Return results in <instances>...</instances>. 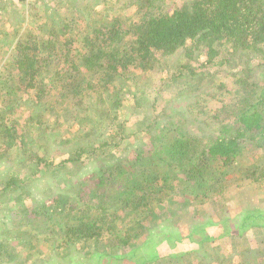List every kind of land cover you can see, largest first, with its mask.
Returning a JSON list of instances; mask_svg holds the SVG:
<instances>
[{"label": "trees", "instance_id": "trees-1", "mask_svg": "<svg viewBox=\"0 0 264 264\" xmlns=\"http://www.w3.org/2000/svg\"><path fill=\"white\" fill-rule=\"evenodd\" d=\"M172 7L170 0H82L78 15L45 21L41 11H18L21 27L8 46L0 45L7 57L0 62V161L21 157L20 165L35 166L37 173L58 171L63 191L47 210L35 212L44 224L52 221L48 232L36 225L42 236H34L24 230L32 226L26 221L7 250L12 231H6L0 256H10L7 263L16 255V264H23L15 249L45 239L49 258L58 252L73 259L77 246L84 258L94 256L88 251L94 247L98 260L104 256L112 264H185L190 256L192 264H206L214 241L235 236L234 249L248 251L240 234L264 229V74L255 77L264 69V0H184ZM26 21L33 26L22 31ZM6 37L0 30V39ZM163 67L159 91L175 86L179 99L196 97L186 111L173 115L158 111L157 98L149 102L146 83ZM127 112L145 114L129 127ZM192 121L209 131L193 133L185 125ZM139 134L148 141L124 163L118 159L123 144ZM53 136L66 150L58 160L45 154L52 152ZM27 137L33 143L21 148L19 140ZM87 160L107 164L74 183L71 168ZM86 178L96 182L83 187ZM27 183L12 170L0 189L10 212L28 214L13 195ZM189 217L183 233L174 222ZM30 234L34 245L22 240ZM161 247L169 252L161 255Z\"/></svg>", "mask_w": 264, "mask_h": 264}, {"label": "rangeland", "instance_id": "rangeland-1", "mask_svg": "<svg viewBox=\"0 0 264 264\" xmlns=\"http://www.w3.org/2000/svg\"><path fill=\"white\" fill-rule=\"evenodd\" d=\"M4 0H0V4ZM36 0H9L6 2L3 10H0V30L2 32L7 34V39H0V45H5L8 46L9 41H13L14 38V33L16 34L17 28L21 27L17 23L18 18L20 17V13L18 12L22 7L24 6V10L26 11V14L31 13V14H36L37 11H41L42 15L46 16L43 18V21L46 20V18H58L59 17H65V15L73 16V15H78L77 9L79 6L82 4V0H62L61 4L58 7V0H52V1H47V0H38V6L37 8H33V2ZM97 1V0H96ZM102 1V0H101ZM173 7L180 6L181 3H183L184 0H170ZM132 10V8H130ZM131 13V11H130ZM30 20V18L28 19ZM42 21L37 23L36 25L41 28ZM29 24L27 31L30 30L33 26L32 23H29V21H26L23 23L22 26V31H24L25 26ZM22 33V32H21ZM18 35V34H17ZM19 36V35H18ZM3 49H0V62L6 60V55L3 52ZM177 56V55H176ZM176 56H173L170 58V60H173L176 58ZM166 68L163 67L161 72L159 69L155 70V73L151 77L150 80L147 81L146 83V92L149 94V102H152L153 98H157V105H158V111L161 109L166 108L168 113H171L175 115L178 112L186 111V107L189 103L192 101L196 100V97L190 96V95H184L180 99L178 98L177 95H175V86H172L171 88H163L162 90L159 91L160 85H164L163 81L159 82V78L163 75H165V72H162ZM224 74V73H222ZM264 74V69H259L255 73L256 78H260ZM233 77H232V71L228 73L226 77H224V81L226 84L230 85L232 83ZM136 91L139 92V89L136 88ZM180 91V88L178 89V92ZM210 91V89H208ZM194 94V92H191ZM147 106L146 102L144 103V107ZM217 106L216 101L213 100V102L210 103V107L215 108ZM26 107H28L26 105ZM29 108V107H28ZM21 110V108H20ZM29 112H25V118L27 117V114ZM128 113V112H127ZM130 114L128 124L127 126L132 127L133 125L137 126L135 121L137 120H142L143 115L145 114L144 112L141 114ZM24 121H21L22 126H20L21 129H24L23 124ZM60 121H63L61 118ZM162 121L159 123V127H161ZM164 124V123H163ZM188 129H190L193 133L202 136L203 134L207 133L209 131L208 128L204 124H199L198 122L196 123L195 121H192L188 124H185ZM128 127V128H129ZM66 128V124L62 127V129ZM137 130V128H134V131ZM145 134H139L136 136H132L131 141L123 144V147L125 148L123 151H121V156H119L118 159L122 158L124 159V163H127L126 158L128 157L129 159H133L135 157V153L133 149H135L137 146H144L145 142L148 141V138H146ZM49 148L52 149V152L46 153V155H49V157L52 156V158H56L58 160V157L61 158L66 152L65 148H58V140L49 137ZM33 143V140L29 137L23 138L19 140V144L21 148H25L30 146ZM63 147V145H62ZM152 149L150 143L148 144L146 150ZM43 150V149H42ZM44 151V150H43ZM39 151L40 155H43L44 152ZM21 157L17 158L15 160L9 161V160H3L0 161V189L6 184L7 178H9V175L11 174L12 170H16L17 174H20L21 177L27 179V187H26V192L23 191L19 194H16L14 192V198H19L17 201H15V205L17 208L20 207L19 211H25L28 212L27 215L21 214V212H18L15 210L13 212H10V203L8 200L7 195L2 194L0 196V239L4 238V235L6 234V231L8 229H11L12 233L11 236L8 237V242L6 243L7 240L4 242L6 243L5 246H12V243L14 244L15 239L12 234H18V230L16 231V227L18 226H24L26 221H29L30 225L32 226H24L25 231H30L36 236L40 234L37 230V227L34 228L36 225H41L44 224L43 220L44 218L40 216V214H35V212H40V208L43 207V209L47 210L49 204L52 203L53 198L56 196L58 197V192L63 191V185L62 183L58 182V171L57 172H49V171H42L41 173H37L35 166H25L20 165L21 162ZM106 162H102L101 160L99 161H94L91 162L89 160L85 161V164L83 167L78 168L77 166L72 167L71 169H76V174L74 177L71 178V180L74 181V183H77V181L83 177V176H88L91 172L98 170L99 168L103 167ZM107 164V163H106ZM109 175V174H108ZM110 176V175H109ZM28 177V178H27ZM70 177V173H66L65 175L63 174L62 180L67 179ZM96 182V178H86L85 186H90L93 183ZM68 189V186L64 185V191ZM256 192L254 191V194L252 195V198L256 200L255 196ZM251 204H254L255 201H251ZM248 204V203H245ZM244 204V206H246ZM239 203L233 204L229 206L228 211L230 214H233V209L232 208H240ZM242 206V207H244ZM206 208H210L209 206H206ZM190 211L192 213H196V207L193 205L190 208ZM11 215H13L11 217ZM203 218V217H199ZM49 225L53 224L52 221L48 222ZM48 223L43 225V227L47 226V232H48ZM57 223V222H55ZM175 225L180 226L181 230L183 233H187L189 231L190 227V217L188 218L187 221L184 222L183 219H179L177 222H174ZM56 225V224H55ZM55 228L54 226H52ZM23 229V228H22ZM47 232H45V237H48ZM50 232V231H49ZM33 234H30L29 236H25L22 238V240H27L28 243H31L34 245V236ZM243 235V236H241ZM239 238L241 241L245 237V242L244 246L247 247L248 251H234L232 250V243L233 240L231 239H221L214 241L211 244V251L210 255L207 256L206 259V264H219V261L222 262L221 264H264V229H248L244 233L240 234ZM20 242V239L18 240ZM38 246H35L31 248L30 246L27 247H17L15 251H17L20 259L23 260V264H112L109 262L107 258L101 257L100 260H98V257L95 255H98V251H94V247L89 248V252H96L94 253V256L89 258V262L87 260V257L84 258L83 254H78L75 249L74 255L75 258L73 259H63L58 256V252L52 253L51 257L50 253L52 251L49 240L42 239L38 242ZM222 251H217L218 247H222ZM162 249L158 251L159 253H162L161 255H164V253L169 252V249L167 251L165 250L164 247H161ZM164 248V251H163ZM258 248V250H257ZM86 249V248H84ZM9 246H8V249ZM14 251V249H12ZM80 251V250H77ZM111 251V250H110ZM102 252V251H101ZM112 252V251H111ZM240 253V254H237ZM81 255L82 257H79ZM240 256V257H239ZM203 257V256H202ZM201 257V258H202ZM10 256H0V264H16V255H14V260L9 261L8 263L6 262V259H10ZM49 258V259H48ZM193 256H190L187 258L185 261V264H192ZM98 261H100L98 263ZM198 261L195 260L193 264H196ZM121 264H133L128 261H122Z\"/></svg>", "mask_w": 264, "mask_h": 264}, {"label": "crops", "instance_id": "crops-1", "mask_svg": "<svg viewBox=\"0 0 264 264\" xmlns=\"http://www.w3.org/2000/svg\"><path fill=\"white\" fill-rule=\"evenodd\" d=\"M231 237H233V238L227 237V238H224V239H230V240L232 239L233 242H234V241L236 240V239H235V236H231ZM232 250L234 251V247H233V245H232ZM239 257H240V256H239Z\"/></svg>", "mask_w": 264, "mask_h": 264}]
</instances>
